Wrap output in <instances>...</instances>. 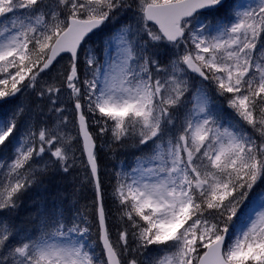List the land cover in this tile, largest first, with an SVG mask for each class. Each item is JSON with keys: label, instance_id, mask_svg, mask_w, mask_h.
<instances>
[{"label": "rangeland", "instance_id": "1", "mask_svg": "<svg viewBox=\"0 0 264 264\" xmlns=\"http://www.w3.org/2000/svg\"><path fill=\"white\" fill-rule=\"evenodd\" d=\"M118 1L0 0V99L20 90L9 102L15 111L11 151L0 144V209L23 192L39 198L37 193L43 188H31L36 186L37 173L51 177L70 170L75 175L78 170L83 179L90 178L74 111L83 90L86 94L83 112L93 129L96 151L101 148L105 152L107 141L109 144L136 139L135 148L146 153L127 174L126 186L134 206L147 218H140L143 224L132 229V245L122 263L191 264V255L199 243L207 245L205 242L213 233L206 227L199 228L200 221L195 224L186 217L178 218L189 204L190 196L193 202L198 192L222 200L227 191L224 183L231 177L247 178L248 191L260 186L255 179L262 175L260 164L264 163L259 157L264 154V67L258 72V61H264V14L257 28L253 9L264 8V0L231 1L227 11L233 21L227 28L218 26L207 31V35L203 34L199 19L185 22L186 44H178L171 50L152 48L166 52L161 65L155 56L147 54L145 57L152 60L151 64L141 62L132 76L129 61L134 56L133 41L142 35L148 37L152 46L157 41L149 35V27L142 18L144 6L173 0H120V7L112 11L113 2ZM44 4H52L54 11L44 8ZM106 12L109 19L84 44L79 53L78 73L72 80H68L72 64L66 58L49 72L31 76L42 61L53 33L67 17L88 20L103 17ZM41 13L48 17V23L41 22ZM238 26L243 30L235 34ZM138 50L141 57L146 46L139 45ZM256 51L257 60L251 61ZM187 56L223 70L218 68L217 75L214 70L209 73L212 82L218 83L216 87L222 84L236 88L242 80V71L254 70L261 91L257 95L260 111L244 110V95L227 94L232 90L224 89L221 112L227 114L232 110L237 114L234 120L238 119L239 123L234 126L229 118H220L221 124L217 122L216 127L206 130L204 89L186 72L182 60ZM219 56L224 63L216 65ZM260 115L262 120L256 122ZM35 118L40 123L35 124ZM102 119L108 124L106 135L98 130L97 122ZM245 124L259 136L260 147L256 151ZM241 128L248 140L243 151L235 135ZM3 134L0 126V140ZM238 150L243 153L241 158L236 154ZM6 155L13 156L8 158V163L3 162ZM231 168L233 176H229ZM249 208L246 224L236 230V237L230 242L228 238L224 247V257L230 264H264V189L249 200ZM3 222L0 218V251ZM72 237L54 234L40 238L31 248L15 249L12 256L15 263L11 261V264H87V257ZM188 240L190 249L186 245Z\"/></svg>", "mask_w": 264, "mask_h": 264}, {"label": "trees", "instance_id": "2", "mask_svg": "<svg viewBox=\"0 0 264 264\" xmlns=\"http://www.w3.org/2000/svg\"><path fill=\"white\" fill-rule=\"evenodd\" d=\"M117 5L120 6V0ZM80 92L78 102L83 105L86 103V94L83 90ZM38 123L37 120L36 124ZM97 124L100 133L106 135L108 133L107 122L102 119ZM247 129V134L251 135L253 143H256L257 135L249 130V127ZM137 143L136 139L135 142L127 139L113 141L109 144L107 141L104 147H107L108 150L106 149L103 152L99 148L95 156L99 168V186L102 195V207L106 215L108 235L118 256L121 255L122 258L128 251V247L132 245L131 226L134 228L138 224H143L140 218H147L138 212L131 196L125 189L128 178H124V175L146 154L137 147L135 148ZM261 168L262 166H260ZM232 171L233 168H231ZM77 172L78 170H75L74 175V171L70 170L54 174L51 177H48L46 173L36 174L35 179L36 184H38L36 189L43 188L42 192L37 193L39 198L30 202L32 199L31 192L20 193L14 207L8 210L4 217H0L5 218V225L13 235H11V238H18V241L15 239L8 240L3 245L0 258H3V251L8 247L15 248L17 244L25 243L27 236L22 237L25 232L32 234L39 224L44 222L47 224L48 221H52L42 234L50 232L55 227L61 234L72 235L85 251L99 258L100 264H105L98 243L95 191L91 179L88 176L83 179L82 173ZM261 172L264 180V170H261ZM42 174H44V177H42ZM223 180L224 178L221 181ZM224 184H227L224 199L219 200L214 196L201 195L203 192H198L194 197L196 200L181 218L186 217L187 221L195 224L200 221L197 224L199 228L203 226L210 231L213 229L216 234L230 232V229L234 226L232 224L245 214L248 205L246 201L256 194L258 188L255 187L248 191L247 178L241 180L240 178L234 179L231 177ZM150 217L153 218L152 215ZM136 218L139 220H136ZM40 233L41 230L33 234L38 235ZM32 239H35V237H32ZM26 245L31 244L26 243ZM186 245L188 249L191 248L189 240ZM5 253L7 254V252ZM199 253L197 249L191 255L192 258L194 259Z\"/></svg>", "mask_w": 264, "mask_h": 264}, {"label": "water", "instance_id": "3", "mask_svg": "<svg viewBox=\"0 0 264 264\" xmlns=\"http://www.w3.org/2000/svg\"><path fill=\"white\" fill-rule=\"evenodd\" d=\"M210 6V0H185L183 2L175 3L168 6H147L144 10L145 19L154 24L161 35L168 42H175L182 37V33L179 31L178 22L183 17L192 15V10L198 11ZM102 21H89L79 22L76 20H69L67 29L55 40L51 51L48 56V60L40 71L47 70L57 57L62 54L68 53L72 61H75V55L77 48L83 41V39L93 30L101 25ZM188 72L195 76L204 78L202 72L196 67L191 60L187 59L184 62ZM74 70L72 75L74 76ZM71 80V79H69ZM76 109V125L79 134V139L82 143V151L85 161L89 167L91 176L93 178L96 190L97 187V168L95 161L92 158L94 151V143L91 135L87 131L85 119L82 117L81 109L75 106ZM98 227L100 234V243L104 250V256L107 264H118L117 258L113 253L106 237L105 223L103 218V212L100 207V201L98 197ZM224 237L218 240L215 244L211 245L205 253V257H202L198 264H224L221 257V249L223 245Z\"/></svg>", "mask_w": 264, "mask_h": 264}]
</instances>
